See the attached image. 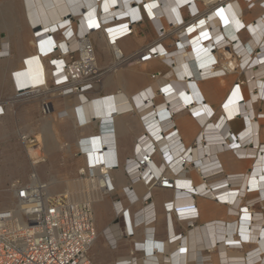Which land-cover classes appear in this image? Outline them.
<instances>
[{"label": "bare ground", "instance_id": "1", "mask_svg": "<svg viewBox=\"0 0 264 264\" xmlns=\"http://www.w3.org/2000/svg\"><path fill=\"white\" fill-rule=\"evenodd\" d=\"M130 1H136L137 4L139 3L141 5L146 4L145 10L150 19L141 7L138 9H131L129 6ZM198 1L203 2V4L206 5L202 6L204 9L213 6V8H211L212 11L204 16L205 18L198 26L196 22L200 18H197L195 22L193 21L191 27L187 30V32H185V27L178 26L181 20L177 9L186 3H190V9L194 12L195 10H198L196 5ZM240 1L245 4L244 0ZM164 2L166 6L162 9V4ZM237 2L238 0H19V12L22 15L25 25V27L20 25L19 28H23L25 30H19L17 34L20 38L18 43L21 45L27 43L31 50L34 48L37 53L44 58H51L46 56L47 52L51 49V41L48 35L55 32L59 26L64 27L68 24V21L64 19L65 16H77L79 18L80 15L83 16L86 13L85 18H90V20H92L96 9L98 10L97 17H100L101 12V14H103L101 18L104 19V22L110 20L112 17L114 19V16L122 17L124 15H128L132 21L139 22L138 25L134 26V34L136 29L139 26H142L140 24H142L143 21H147L149 26L152 27V32L156 39L164 40L167 44H171L173 40L175 45L173 52L166 49L163 50L162 48H158L159 46L155 47L152 45V47H155V53H157V57L152 59L156 60L153 63H149L152 60L139 64L133 62L127 66L112 68L111 71L108 72L111 74L109 77L112 85L115 86L119 83L118 74H120V72V76H124L129 79V81H126V84L133 85L135 82L140 80L141 76L146 72L151 64L157 63L158 60L165 61L168 65H171L172 69L170 72L175 80L190 82L189 89L187 87V91L173 93L170 91V88H167L168 82L163 78L164 76L157 73L155 77L157 76L158 79L155 82L152 84L151 82H148L144 87H142V89L135 92L139 93L143 90L144 93V96L140 94L138 99H135L141 114H145L147 111H150L151 113L150 117L146 116L149 118L146 119L145 117L144 119L149 120L156 117L157 128L155 130H152L155 125L150 126L152 122L148 123V121L144 120L147 122L145 125H147V128L149 127V130H152V132L160 129L161 131L159 130V133H163L164 131L162 132V128H160L161 123L159 124V122L167 118H172L173 115L182 114L184 111H188V113L194 118L200 119L199 121L203 123V127L207 125L206 132L203 133V130L201 129L199 134L196 135L195 143L197 140L199 141L201 139L200 145L197 147L194 145V147L182 150L177 147L180 143L179 138H175L171 140L169 139L167 141L168 145H166L165 148L163 141L165 140V137L162 136L164 139L158 142L160 149L157 150V142L155 143V141H157L156 138L148 135L150 132L147 133L143 127L148 140L145 139L144 143L135 146L134 148V152H140L143 149L150 150L152 148L151 146H153L156 150V154L164 157L163 159L166 160V165L161 164L160 168L156 169V173H153L150 170V165L152 163L148 164L147 168L155 177L164 172L165 176L172 180L174 190L168 191L175 193L177 197V204H184L185 202L191 200L186 199L187 197L193 198V196H182V192L176 191L177 189H180L178 186H183L187 182L184 177L176 179V174L181 177L184 176L187 172L180 171L181 168L185 170L187 167V169L189 168L190 170H193L194 173L201 176V169L202 172H205L204 178L201 176L203 178L201 183L197 187L190 188L188 186V190L193 189L199 198L205 200H200V202L203 203V209L206 213L218 212V210H220L223 212L224 217H226V215L230 216V218H228L230 219V223L228 225L219 221L201 230L198 229L196 231H192L191 233L189 232L188 236H193L191 241L194 245H196L197 249L193 251L192 248L194 249L195 246H191L192 243H187L186 238V252L184 253L181 251V254H179L177 253V250L162 260L165 264H188L189 262L190 264H196L197 262L200 263V261H203L204 264V259L208 253L212 255L213 264H264V212L257 213L252 208L255 203H259L261 206H264V182L259 180L260 175H263L264 173V145L260 146L257 142L259 123H264V113L256 111L257 106L264 104V17H262L263 11L259 9V6H257L255 7L256 10L254 9L252 15V17L255 18L254 21L247 23V21L244 20V17L247 18V5L245 4L246 14H243L242 10L239 8L240 5L238 4L239 7L235 6V3ZM115 7L116 9H114ZM218 7H220V9H217ZM185 9H187V7H185ZM216 10L218 12L213 13ZM140 19L141 21H139ZM256 20L257 25L254 26V22ZM53 22L56 23L52 25ZM92 24H94L93 20ZM37 30L41 31V33L38 34L37 39H35L34 35ZM161 30H163V33L167 35L171 34L173 38L170 39L169 36L161 37ZM101 32L103 31L101 30ZM84 34L85 29L80 27L79 35L83 36ZM55 35H59L57 38H59V41H63V39L61 40L60 34L56 33ZM70 35L71 33L67 31L65 37L69 38ZM90 35L94 37L100 36L97 33H90L88 38H86V40L88 39L90 42ZM243 36L245 37L244 40L242 39ZM6 40L10 41L9 38ZM97 43L99 46V55L106 54L107 48L105 46L103 36ZM55 44L57 48H60L61 50L65 49V43ZM188 46L190 48L192 47V49L186 50ZM212 49H214L215 52L211 53L210 50ZM9 50L10 48L8 43H0V58H6L9 56ZM116 50H120L121 54L124 55L123 50L120 49L118 45L116 46ZM219 54H222V56L219 57ZM26 55L28 56L26 57L25 62L22 66L20 65L19 70L16 71L15 82L20 88L28 89L26 90L28 92L25 91L23 94H37L27 100V103H30V100L36 102L38 95H42L47 92L49 89V81L52 84L53 80L52 78L50 79L52 70H50L49 67L48 70L43 67V60L34 59L30 51L27 52ZM94 55L96 59L95 51ZM258 58L260 59V64L257 63V60H259ZM3 61L6 62L8 60L3 59L2 62ZM252 63L257 65V67H252ZM110 66L111 64H109L106 68H109ZM0 69L3 72L8 70V68H4L3 66H0ZM237 73H243L245 76L246 80L243 82L244 88H242L241 84L238 82L230 85L231 81L237 79ZM214 77L221 78L204 84H199V82L194 83L195 81L209 80L210 78L214 79ZM229 80L231 81L229 82ZM34 81L40 83L38 87L33 86ZM202 85H204L206 90H208L211 94H216L218 92L219 85H224L225 87H229L230 85V95L228 100L223 104L224 106L222 105L221 109L223 117L221 119L222 121L218 124L211 122V119L214 117L213 113H211V110L206 108L204 103H200V97H195V95L197 96V93L201 94ZM235 85L238 86L236 87ZM159 89L167 91L168 94L166 97L162 96L161 99L158 98L156 91ZM152 98L157 101V105H154V102L150 100ZM77 102L76 106L68 107L65 114L67 115V118L71 119L73 125H76L74 127L76 129L79 128L81 132H85L91 128L86 125V118H90L91 114H94V111L97 115L103 114V111H101L102 103L105 106V116L119 112L115 109L113 99L110 96L104 98L102 101L95 102V108L93 107L91 101L86 99L85 95L78 96ZM152 105L154 106L153 108L151 107ZM137 107L131 104L130 108L126 106V108L129 109L126 111L132 112L133 109L135 110ZM7 112L10 113V109H8ZM5 114L6 113L4 111L3 115ZM235 116V119H242L246 121L247 129L240 133L238 138H236V136H234L233 139L230 138L232 139V150L230 149L231 144L228 141L222 142V140L225 136H227L228 123H226V120H234ZM26 117H28L29 121L24 123L23 127L29 128L30 132L41 128V130L45 133V136H48L51 140V143L48 145L50 147L49 149H54L56 144L59 145L61 143L56 123L62 121L64 118L58 119L55 115L53 118H49L47 123L39 127L32 115H27ZM207 117L210 118H208L210 121L206 123ZM184 123L185 124L183 126L185 127L187 133H194V128L191 123L188 121H185ZM105 125L106 124L103 123L100 128V137L106 136V132H112V128L109 125ZM200 133L204 134V136H201L199 139L198 137ZM8 137L9 134L4 132V126L1 124L0 138L8 139ZM204 137L206 138L205 143ZM36 138L39 142H41V138L39 136H36ZM153 139H155V141H153ZM223 143L225 144L224 146ZM244 143H247V145L244 146ZM171 144H174V146L177 147L176 152H174L175 150H173L170 146ZM76 147L77 150L80 151L78 145ZM93 147H95L94 149L98 148L95 144ZM6 148L8 152L13 155L14 150L10 143L7 144ZM82 150H84V148H82ZM26 151L28 157L32 159L36 158L37 151L33 147H27ZM166 152L167 154H165ZM171 153L172 155H170ZM216 153H231L235 154V156H239L241 159L246 157L247 169L250 171L252 169L254 170L251 172L250 176L249 171L247 175L223 181L221 180L220 173H208L212 167V164L209 165V157L217 155ZM90 155H92V157H96L97 161L100 162L99 154ZM206 155L209 157L207 158ZM169 156L173 159L168 160L170 158ZM80 157L85 159V163L77 169L76 176L67 182L69 188L66 191L55 194L51 192L50 186L46 185L48 186V192L50 195L62 194L70 197L73 201L90 203L93 212L94 204L109 194H102L98 191L95 181L78 176V170L83 168L87 163L86 156L81 155ZM212 160H214V158ZM181 161L184 162L182 167L180 165ZM103 162L106 166L114 165L105 163L104 159ZM194 164L200 168L197 169ZM31 165L33 167L37 166L34 163H31ZM100 169L101 168H98L97 172H99ZM189 169L188 172L190 171ZM113 171L114 170L111 172ZM102 172H104L103 169ZM141 182L142 181L139 183ZM222 184H227L228 187L226 188L225 185ZM152 185L156 189L167 190L156 187L154 182ZM236 186L239 189H237ZM246 188L250 190V193L246 194ZM229 191H231L232 195H229ZM254 194H256V198H249L250 196H254ZM216 196L219 197L221 202L226 204L225 208L213 206V204L208 201L215 200ZM246 197L247 200H245ZM2 199L4 200L5 205L8 203L12 204L11 207L6 208L13 207L14 202L11 201V198H9L7 194L2 196ZM243 203H247V208L244 207ZM6 208L4 207L3 209ZM247 209L251 210H248V212H250L248 217L245 215ZM102 214H100L101 218ZM240 214L242 216V226L239 233L243 237V241L247 243V247H249V245L252 246V251H249V253L244 256L237 254L239 249H242L241 247H243V244L236 247L233 246L234 242L238 241V239L234 238V235L237 234V230L239 228L237 218ZM141 219L142 218L139 217L137 221H140ZM105 237H108L112 242L114 241L112 234H106ZM184 241L185 240H183V242ZM183 246H185V243H183ZM214 249L217 250L216 253ZM145 262L157 264L158 259L153 256L150 257L149 260L145 259Z\"/></svg>", "mask_w": 264, "mask_h": 264}, {"label": "crops", "instance_id": "2", "mask_svg": "<svg viewBox=\"0 0 264 264\" xmlns=\"http://www.w3.org/2000/svg\"><path fill=\"white\" fill-rule=\"evenodd\" d=\"M237 1V0H236ZM239 2V3H238ZM237 3H235V6L239 7L240 10H242L243 14H246L245 10V4L242 3L240 0H238ZM97 3V2H96ZM187 4V3H186ZM239 4V5H238ZM160 5V4H159ZM198 7V10L201 13L209 14V12L212 11L211 8L213 6H210L206 9L202 8L201 3L198 1L196 4ZM165 2L162 4V9L165 8ZM155 8V7H154ZM238 8V9H239ZM217 9H220L218 7ZM5 7L0 8V21L4 19L6 13L4 12ZM182 17L187 16V9L183 8V5L178 7V9ZM217 13L218 11H214L213 13ZM253 13L247 14V18L244 17V20L248 22L254 21L255 18L252 17ZM247 19V20H246ZM56 22H53L52 25H54ZM142 26H139L135 34L131 35L130 37L120 41L118 43V47L123 50L124 55H132L135 52H138L140 49L149 47V46H159L158 48H162L163 50H168L170 52L174 51V42L172 41L171 44H167L164 42V40H158L155 38L152 32V27L149 26L147 21H143ZM5 31L8 37V32L5 28V25H0V32ZM185 31V29H184ZM186 32V31H185ZM99 34V37H94L90 35L91 43L93 45L95 54H96V61L99 67L106 68L109 66V64L112 63V52L111 48L107 46L105 37L101 31L94 32ZM91 33V34H94ZM103 36L105 40V46L107 48L106 54L99 55V46H98V40ZM0 40V43L6 42L8 43V46L10 48L9 50V56L6 58H0V63H4L6 65V70L4 74H7L8 81L6 79L5 75V87H8L11 95L14 94L16 88L14 87V82L12 81V74L15 73L16 77V71L19 70V66L25 62L26 57L28 55L27 52H31L34 59H41L43 60V67H45L48 70V67L50 70L49 60L51 58H44L41 56L37 51L33 48L28 47L27 43L21 45L20 43L14 44L12 41L6 40L8 38ZM170 39L173 38L172 35L169 36ZM176 48V47H175ZM192 49L188 46L186 50ZM183 50V49H182ZM23 51V52H22ZM35 53H34V52ZM25 52V53H24ZM41 57V58H40ZM43 58V59H42ZM3 59H7L8 61H3ZM259 59V58H258ZM107 61V63H106ZM156 60H152L149 63H153ZM260 59L257 60V63H259ZM135 64V63H134ZM260 64V63H259ZM252 67H257V65L252 63ZM171 65H168L163 60H158L157 63L151 64L146 72L141 76L140 80L135 82L133 85H127L126 81H129L128 78H125L124 76H120L118 74V80L119 83L117 85H112L110 82L111 74L107 73L103 76L101 86L98 88H95L92 92H88L85 94V97L87 100H90L91 103L102 101L104 98H107L108 96L112 97L114 102V107L119 112L109 114L105 116L104 110L105 106L103 103L101 104V111H103L102 115H97V113L94 111V114H91L90 118H86V125L90 126L89 130H86L85 132H81L78 129H76L73 125L70 118H67V115L65 114L67 112V108L71 106L77 105V98L78 95L76 94H67V95H61L62 88L52 89V84L49 81L48 84V91L45 92L42 95H38L36 102L34 103L30 102L29 104L21 107V109L18 112L17 117L14 118L13 114L8 113V109H5V115H3V118H0V125L3 123L8 124V122H19V125L22 130H27L22 133V135H26L29 137H40L41 138V146H40V152L39 154L45 158V163L40 164L38 166L33 167V172L37 175V178L40 182L45 183L49 186H51V192L54 193L62 191L66 188V190L69 188L67 182L70 181L72 178L76 176L77 169L85 163V159L83 157H80L81 154L80 151L77 150V143L79 139L96 136L99 135L101 131V126L103 123H105V126H110L112 128V132L114 135V141H115V148L112 151H108L103 154V159L105 163L114 164L116 165V168L113 172L110 173V177L112 180V191L109 195L101 198L100 201L96 202L93 206V217H94V223L95 228L97 231V239L95 240L90 252L89 256L93 261V264H116L118 261L123 260L127 258L130 254V251L132 250L135 243L142 242L143 239V230L144 228L142 226L136 227L133 229L134 236L132 238H119V232L121 230V227L126 226L127 224L129 226H132L134 224V216L135 214L143 207V198L148 193V186H145L144 183H137V184H130L125 173L123 170L124 164L127 159L133 158L134 156V148L136 146V140L141 136H146L147 134L143 130L141 117L145 118L146 116L150 117V111H147L145 114H141V111H139L136 100L138 99V96L142 94L144 96L143 90H141L139 93H135L139 89H142L148 82H155L158 78L155 75L161 74V76H164L163 78L168 82L167 88H170V91L173 93L176 92H183L187 91V87L189 89V83L190 82H182L177 81L174 79V77L171 75ZM170 72V73H169ZM52 73V72H51ZM240 75L241 78L245 79V76L243 73H237V79L236 80H229L230 85L240 81ZM224 77V76H221ZM221 77H214L210 78L209 80H200L195 81L194 83L204 84L209 81H215L218 78ZM52 78V75L50 79ZM13 84V85H12ZM230 85L229 87L220 86L219 90L216 94H211L208 90H206L205 86L202 85V91L201 94L197 93V96L200 97L201 102L206 105V108L211 110V113H213V119H211V122H215L218 124L222 120V105L228 100L230 95ZM242 84V88H244ZM166 88V87H165ZM3 89L0 88V92H2ZM167 91H163L159 89L156 91V95L158 98L161 99L162 96L167 95ZM199 95V96H198ZM154 102V105H157V101L155 99H150ZM43 102L47 103L49 110L46 112V114H43L41 112V105ZM144 102V101H143ZM127 103V104H126ZM125 104V105H124ZM131 104H133L137 109H133V111L129 112L126 110H129L126 108L128 106L131 107ZM198 105V104H197ZM224 106V105H223ZM154 107L153 105L151 106ZM95 108V107H94ZM201 109V108H200ZM256 111L264 113V104H261L257 106ZM35 113V116H34ZM59 113V114H58ZM118 113V114H117ZM32 115L34 120L36 121V124L42 126L43 124L47 123L49 118H53L55 115L58 119L64 118L62 121H59L56 123L58 134L61 138V143L58 145L56 144L54 149H49L48 146L49 143H51V140L48 136H45V133L41 130V128H38V135L36 134V131L30 132L29 128H24V123H27L28 117L27 115ZM149 117H146L149 118ZM209 117L206 118V123L209 122ZM3 119V120H2ZM14 119V120H13ZM145 119V120H146ZM200 119L194 118L192 115L188 113V111H184L182 114H176L173 115L172 118H167L165 120H162L159 122L161 125L160 128H162L163 133H159V130H156L152 132V130H155L157 128V121L156 117L146 120L148 123L152 122L150 126H154V128L150 131L148 135L151 137L156 138L157 144L156 148L159 150L158 142L160 140H163L165 137L164 145L166 148L167 141L170 139L179 138L180 143L177 147H179L182 150L189 149L191 147H194L196 135L199 134L201 131V127L203 126V123L199 121ZM1 121L3 123H1ZM185 121H188L191 123V125L194 128V133L190 134L187 133L185 127L183 126ZM93 123V124H91ZM226 123H228V130L234 135H238L245 131L247 129L246 121L242 119H235V120H226ZM173 127V129H171ZM176 130V136H171L170 138L166 139L167 135L171 133L172 131ZM161 131V130H160ZM256 132V131H255ZM162 134V135H161ZM257 142L260 146L264 145V123H259V131L257 132ZM163 136V137H162ZM45 138V140H44ZM50 140V142H49ZM48 141V142H47ZM53 141V140H52ZM174 152H176L177 147L174 146V144L170 145ZM110 152V153H109ZM115 153V154H114ZM218 156V160L221 165V171L223 172L224 176L233 179L237 177H241L244 175H247V173L250 171L247 169V158L244 159L240 158L239 156H235V154L226 153V154H219L216 153ZM231 154V155H230ZM3 155V147L0 142V159H2ZM110 155V156H109ZM172 155V153L170 154ZM37 156V153H36ZM83 156V155H82ZM227 156V157H226ZM166 157V156H165ZM168 160H172L171 156ZM110 158V159H109ZM162 155L156 154L152 158V164L150 165V170L153 173H156V169L160 168L161 164L166 165V160L163 159ZM112 161V162H111ZM5 162H0V165L3 166ZM64 163L65 167L63 168V171L57 170V164ZM192 164V163H191ZM165 167V166H164ZM187 168V167H186ZM189 169V168H188ZM190 170V169H189ZM254 169H252L249 173V176L251 175V172H253ZM118 171V172H117ZM120 171V172H119ZM243 174V175H242ZM177 178H185L186 183L183 186H178L179 188L182 187H190V182H192L193 187L199 186V184L202 181V177L198 174L194 173L193 170H190L184 176H179L176 174ZM29 176L25 180H13L11 181V175L6 176L5 179L0 177V189L6 188L7 184L8 187L12 183H20L22 185L26 184L28 182ZM63 180V181H62ZM122 180V182H121ZM65 182V187L62 185V183ZM188 187V188H189ZM237 189H239L236 186ZM247 189V188H246ZM64 190V191H66ZM63 191V192H64ZM62 193V192H61ZM58 194V193H55ZM249 198H256V194L254 196H250ZM185 199V198H184ZM191 199L190 201L185 202L184 204H177L176 200L177 197L174 192L168 191V190H160L153 187V190L151 191V196L149 203L152 205L154 213H155V222L150 225L151 228H154L155 234H154V241L157 245L163 246V252L157 251V253L154 252L153 256H155L158 259L157 264H165L163 263V259H165L167 256L171 255L172 253L176 252L179 249L180 240L183 237L187 238V243H192L191 246H195L194 249L196 250V245L193 244L191 239H193V236H188L189 232L196 230H201L207 226H210L211 224L217 223L219 221H222L226 223L227 225L230 223V216L226 215L224 217L223 212L218 210V212H211L206 213L203 209L204 205L200 202V200H204L202 198L194 197L193 198H186ZM247 200V197L246 199ZM205 201V200H204ZM210 203L213 204V206L225 208L226 204L221 202H216L215 200H208ZM117 203V206L115 207ZM172 203L173 206L176 207H186V206H195V209L198 212V217L194 221V227L192 230H189L187 228V222L177 220L172 213L170 215L167 214L166 206L167 204ZM223 203V204H222ZM191 204V205H190ZM118 208V209H117ZM122 209V213L124 215L118 214V210ZM255 212H259V210L254 209ZM103 213V214H102ZM102 214V218L101 215ZM123 215V216H122ZM122 216V218H120ZM241 214L238 216L237 221L239 224V228L237 230V234L234 235L238 241H241V244H243L242 249H239L237 252L238 255H246L251 252L252 246L249 245L247 247V243L243 241V237L240 235V228L242 226L241 222ZM126 222V223H125ZM135 222H138L137 220ZM112 234L114 237V241L112 242L109 240V238L105 237L106 234ZM101 235V236H100ZM110 237V236H109ZM186 238L185 240V246H182L181 251L186 252ZM161 249V248H160ZM156 251V250H155ZM216 253V249H214ZM214 253V254H215ZM141 255H138L140 257ZM145 258L140 260L138 264H146ZM150 264V263H147ZM190 264V262L188 263ZM196 264H203V261H200V263ZM204 264H213L212 262V255L207 254V256L204 259ZM223 264V263H219Z\"/></svg>", "mask_w": 264, "mask_h": 264}, {"label": "built area", "instance_id": "3", "mask_svg": "<svg viewBox=\"0 0 264 264\" xmlns=\"http://www.w3.org/2000/svg\"><path fill=\"white\" fill-rule=\"evenodd\" d=\"M244 2L247 5V11H252L255 7L259 6L263 11L262 17H264V0H244ZM200 3L202 6H206L203 2ZM189 4L183 5V8L187 7L186 17H182L179 10H177L181 20L178 26L185 27L186 32L191 27L193 21L195 22L197 18H200L196 22L198 26L205 18L204 16H206V13H201L199 10L193 12ZM129 6L131 9H138L141 7L146 13V4L141 5L139 3L137 4L136 1H130ZM114 9H116V7ZM97 11L96 9L92 17L93 19L91 18L94 24H92L90 18H85L86 13L83 16L80 15L79 18L77 16H65L64 19L68 21V24L64 27L59 26L55 32L48 35L51 41V49L47 52L46 56L51 57L48 61L52 69L51 75L53 81L51 88H62L61 95H85L95 90V88L100 87L103 76L111 71L112 68L127 66L133 62L138 64L146 63L157 57V53L154 51L155 47L152 46L142 48L130 56L121 54L120 50H116V46L120 41L134 34V26L138 25L139 22L132 21L128 15L122 17L114 16V19L112 17L110 20L104 22V19L101 18L103 14L100 12V17L98 18ZM146 15L150 19L147 13ZM139 21H141V19ZM254 23V26H256L257 20ZM80 27L85 29V34L83 36L79 35ZM101 30L103 31L102 33L105 37L107 46L111 48L112 52L113 61L109 68H101L97 65L93 45L88 39L86 40L90 33ZM67 31L71 33L69 38L65 37ZM161 31V37H168L171 35L163 33V30ZM40 33L41 31H35V39H37ZM56 33L60 34L61 40L63 39V41H59V38H57L59 35H55ZM55 43H65V49L61 50L57 48ZM210 52L212 53L215 51L212 49ZM12 81L14 82L16 90L8 102H0V117L3 116L6 106L18 102H25L34 95H37L34 93L23 94L28 89L20 88L18 84H16L15 73L12 74ZM240 84L242 85L243 83ZM235 86L237 87L238 85ZM48 110L47 103L43 102L41 105V112L46 114ZM235 118L236 116L234 120ZM140 119L145 131L149 133L151 130L145 125L147 122L144 121L145 119L143 117ZM206 127L207 125L205 127L201 126L203 133L206 132ZM171 129H173V127ZM106 134V136L102 137L96 135L81 138L77 143L80 148L79 153L87 157V163L83 168L78 170V176L95 181L98 191L102 194H110L112 191L110 173L116 168V165L106 166L103 162V154L115 148L113 132H106ZM176 135V130L174 129L172 133L166 136V139ZM201 136H204V134L200 133L198 138L200 139ZM234 136L238 138L239 134L234 135L228 130L227 136L222 140V142L228 141L231 144L230 149L232 150L233 145L231 140ZM145 139L148 140V137H139L135 142L136 146L144 143ZM205 139L204 137V143ZM21 141L28 147L31 146L36 151L40 152L41 142H39L36 137L24 135L21 136ZM153 141H155V139H153ZM200 141L201 139L196 141V147L200 145ZM156 142L157 141H155V143ZM94 144L98 148L94 149ZM224 145L223 143V146ZM243 145L245 146L247 143ZM151 147L150 150L143 149L140 152L135 151L133 158L127 159L124 164V173L129 183L132 185L142 181L145 186H148V193L143 198V207L134 216V224L132 226H130V223L129 226L125 224L126 226L121 227L119 232L120 239L132 238L134 236L133 229L142 226L144 228L142 242L135 243L129 256L118 261L116 264H138V262L144 258L149 260L150 257H153L154 252H163V246L157 245L154 241V228L150 227V225L155 222V213L149 200L151 191L154 187L152 185L153 182L156 187L162 189L174 190V187L172 180L165 176L164 172L155 177L148 170L147 166L152 163V157L156 154L155 148L153 146ZM82 148H84V150H82ZM90 154H99L100 162L97 161L96 157H92ZM165 154H167V152ZM206 157L208 158L209 156L206 155ZM28 158L31 163L36 165L45 163V158L41 155L36 156L34 159ZM213 158L214 160H212ZM209 159V165L212 164V167L208 173L218 172L221 174V180H229V178L225 177L221 172V165L217 159V155L210 156ZM180 165L182 167L184 162L181 161ZM195 167L197 169L200 168L197 165ZM98 168H101L99 172H97ZM102 169L104 172H102ZM182 171L188 172V169L186 168L183 170L181 168L180 172ZM200 173L204 178L205 172H202L200 169ZM259 180L264 182V173L260 175ZM192 185V182H190V188L193 187ZM222 185H225L226 188L228 187L227 184ZM9 189L13 194L14 205L12 208L0 210V264H93L89 252L97 239V231L90 203L73 201L70 197L62 194L50 195L48 186L40 182L34 172H31L26 184L22 185L17 182L12 183ZM176 191L182 192V196L197 197V193L194 192L193 189L188 190V188L182 187ZM229 192V195H232L231 191ZM247 193H250L249 189L246 190V194ZM215 200L221 203L219 197L216 196ZM243 204L244 207L247 208V203ZM116 206L117 203L115 207ZM255 207L259 208V212L257 213L264 212V206H261L259 203L253 205V210ZM166 210L168 215L172 213L177 220L186 221L189 230L195 228L194 221L198 217V212L194 205L176 207L173 206L172 203H169L166 206ZM121 213L122 209L120 208L118 214ZM124 213L125 212L122 214L124 215ZM122 216L120 218H122ZM139 217L142 219L135 222ZM185 238L186 237H183L180 240L179 249L177 251L179 254H181L184 243L183 239ZM240 245L241 241L239 240L235 241L233 246L236 247ZM138 255L141 256L138 257Z\"/></svg>", "mask_w": 264, "mask_h": 264}, {"label": "rangeland", "instance_id": "4", "mask_svg": "<svg viewBox=\"0 0 264 264\" xmlns=\"http://www.w3.org/2000/svg\"><path fill=\"white\" fill-rule=\"evenodd\" d=\"M19 0H0V8L1 7H5L4 12L6 13L5 16V21L4 19L2 21H0V25H5V28L8 32V37L5 31H1L0 32V40L5 39L6 37L10 39V41H12L14 44L19 42V35L18 32L19 30L24 31L25 29L23 28H19L20 25H23V27H25L24 25V21L22 19V15L19 12ZM260 9V8H259ZM256 10V9H255ZM261 10V9H260ZM257 10V11H260ZM254 10L252 11H247V14L249 13H253ZM257 14V13H255ZM23 23V24H22ZM244 36L242 37V39L244 40ZM173 41V40H172ZM34 52V51H33ZM35 53V52H34ZM222 54H219V57H221ZM0 66H3L4 68H6V65L4 63H0ZM5 75H6V79L8 81V76L7 74H4V72L0 69V88L3 89L2 92H0V102H8V100L12 97L11 92L9 90L8 87H5ZM243 75H240V78ZM16 80V79H15ZM241 83H243L245 80L244 78L240 79ZM33 86L38 87L39 86V82H33ZM13 85V84H12ZM32 103H34V101L30 100ZM28 101L25 102H18L12 105H8L5 107V109H10V113L11 115L13 114L14 118H18V112L21 109V107L29 104L27 103ZM15 110V111H14ZM35 116V113H34ZM3 118V116H1ZM14 120V119H13ZM1 123H3L1 121ZM4 132L9 134L8 139L7 138H0V142L2 144L3 147V155H2V159H0V162L4 161L5 163L3 164V166L0 165V177H2L3 179L6 178V176L11 175V181L13 180H25L30 174L31 172H33V166L31 165V162L29 161V158L27 156V151L26 148L28 147L26 144H24L21 141V136L22 133L24 131L27 130H20L22 126L19 125V122H8V124H4ZM28 132V131H27ZM25 133V132H24ZM38 135V130L36 131V134ZM10 143L13 146V150L14 153L13 155H11L8 150H7V144ZM39 152L37 151V156H39ZM43 164V163H40ZM40 164H37L40 165ZM65 164H57V170L59 169L60 171H63L62 167ZM62 166V167H61ZM63 181V180H62ZM62 185L65 187V182L62 183ZM51 188V186H50ZM66 190V188L64 189ZM59 191V192H54V193H61L63 192ZM5 194H7L9 196V198H11V201L13 202V197H12V193L8 187V184L6 186V188L4 189H0V209H3L4 207H11L12 204L8 203L7 205L4 204V200L2 199V196H4ZM257 208V210H259L258 207H255V209ZM249 209L246 210L245 215L248 217L250 215V212H248ZM251 211V210H249Z\"/></svg>", "mask_w": 264, "mask_h": 264}]
</instances>
